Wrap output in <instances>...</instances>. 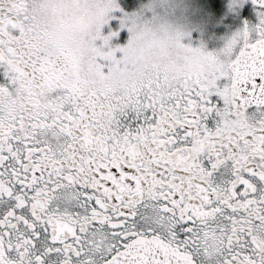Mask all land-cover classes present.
I'll return each mask as SVG.
<instances>
[{"label":"snow or ice","instance_id":"snow-or-ice-1","mask_svg":"<svg viewBox=\"0 0 264 264\" xmlns=\"http://www.w3.org/2000/svg\"><path fill=\"white\" fill-rule=\"evenodd\" d=\"M0 264H264V0H0Z\"/></svg>","mask_w":264,"mask_h":264},{"label":"rangeland","instance_id":"rangeland-1","mask_svg":"<svg viewBox=\"0 0 264 264\" xmlns=\"http://www.w3.org/2000/svg\"><path fill=\"white\" fill-rule=\"evenodd\" d=\"M188 2H189V3H192L193 0H188ZM189 18H190L193 22L195 21V17H194V16L190 15Z\"/></svg>","mask_w":264,"mask_h":264}]
</instances>
